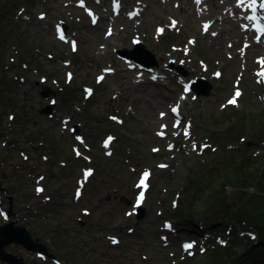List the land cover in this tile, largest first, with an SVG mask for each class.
Returning <instances> with one entry per match:
<instances>
[{
	"label": "rangeland",
	"instance_id": "1",
	"mask_svg": "<svg viewBox=\"0 0 264 264\" xmlns=\"http://www.w3.org/2000/svg\"><path fill=\"white\" fill-rule=\"evenodd\" d=\"M63 1L0 0V185L6 190L3 206L12 212L11 221L44 242L62 264H210L208 251L231 245L237 246L238 260L246 259L257 243H247L243 235L247 230L239 216L248 214L243 218L249 220L254 213L258 215L263 204L254 203L260 202V197L249 196L248 209L245 199L249 193L264 192L228 180L239 161L229 155L232 151L240 155V163L253 158V172L261 173L264 168V82L257 83L258 76L252 78L251 73L264 71V67L254 62V47L243 48L249 38L238 18L230 13L221 16L218 9L197 0H171L168 5L150 0L142 17L130 21L128 12L141 0H123L125 14L113 20L108 19L112 0H103L96 7L103 17L93 27L82 11ZM15 3L27 6V13L33 15L31 23L17 24ZM44 12L46 19L39 20ZM205 14L211 18L198 21ZM189 17L198 23L215 22L211 32L218 28V36L203 34L197 22H188ZM226 17L230 19L226 27L230 33L236 28L240 39L233 41L226 33L222 40ZM60 19L68 21L72 35L78 38L77 53L69 43L57 40L54 24ZM169 20L177 21L175 29ZM159 26L171 33L157 38ZM110 27L114 29L106 37ZM135 31H141L144 46L142 54L135 53L151 62L147 52L160 65L170 66L168 78L158 80V85L138 82L142 77L149 79L148 74L139 78L137 71H126L123 57L135 56L133 51L139 46L131 42ZM189 38H198L195 46L188 43ZM172 45L184 46L173 50ZM107 67L114 68L116 75L97 84V74ZM69 72L76 77L71 88H66ZM181 77L199 82L197 94L193 92L187 100L180 96ZM59 83L63 88L59 89ZM208 86L211 89L206 96ZM90 87L96 94L88 99L85 89ZM45 88L54 91L51 99L42 97ZM236 88L242 89L243 95L230 105L228 100ZM66 89L69 92H64ZM71 91H76L74 97L69 96ZM52 99L56 102L51 112L54 117L43 113ZM181 99L192 129L183 137L169 128L170 137L160 141L155 136L159 123L170 122V118L161 119L159 113L168 112L169 106ZM130 110L132 116L127 117ZM111 112L120 113L124 126H116L111 117L108 120ZM69 117L70 127L77 125L86 138L80 147L83 156L78 159L71 149L76 135L73 128L66 132L62 128L68 126L65 120ZM113 133L118 142L113 144L114 155L107 158L103 141ZM170 142H175L172 152L166 150ZM154 146H160L161 151L153 153ZM162 161L169 164L167 169L158 168ZM86 168L95 174L77 200L74 189ZM144 169L154 172L145 215L142 220L128 218L125 214L137 192L135 183ZM37 185L45 188L43 193L36 191ZM84 208L91 216H80ZM223 213L231 217L223 219ZM167 219L174 224L169 233L163 228ZM185 224L193 231L197 225L212 234L193 256L181 249L179 237L186 238L190 230ZM248 232L251 240L257 230ZM106 235L117 237L120 244L113 245ZM234 238H239L237 244ZM198 243L202 244L201 238ZM256 248L261 255L247 264H264V242L259 241ZM6 251L26 264H54L51 258H37L22 246L11 245Z\"/></svg>",
	"mask_w": 264,
	"mask_h": 264
},
{
	"label": "trees",
	"instance_id": "2",
	"mask_svg": "<svg viewBox=\"0 0 264 264\" xmlns=\"http://www.w3.org/2000/svg\"><path fill=\"white\" fill-rule=\"evenodd\" d=\"M4 9H7L6 7H3ZM73 88V87H72ZM69 92V91H68ZM74 91H71L70 93H73ZM232 144V143H231ZM229 156L232 157H236V160H239L237 162V167L233 168L228 176V180H230L232 183L235 182L238 185H242L244 187L246 186H253V188L255 190H259V192H264V168L261 171V173H259L260 171H256L253 172L252 171V167L250 165V161H253V158H248V162H241L240 163V159L241 156L237 155L236 153H234V151L231 152V154ZM255 197V196H259L261 201L260 202H255L254 204H263V208L261 209V211L258 213H254L253 215L249 216L250 219L248 220L247 218H243L245 215L248 214H243L240 215V213H238V215H240L239 217H241V225L245 226L247 230V228L253 227L254 229H256L260 235V237L262 238V240H260V242H264V194L261 193H249V195H247V198L245 199V208L248 209V204L250 203L248 201V197ZM241 203H243L241 201ZM251 204V203H250ZM194 205V203L192 204ZM226 212H231L230 208L227 209ZM221 217L223 219H227L231 216H229V214L223 213L220 214ZM258 227V229H257ZM239 238H234L233 243L237 244L238 243ZM246 241L249 245H252L253 243L249 241L248 238H246ZM257 245H254L253 247L250 248V250L248 251V257L244 260H238L237 258V253H236V249L237 246L235 245H231L229 248H216L215 250H210L208 252V254L206 255L207 260L209 261L210 264H247V261H251L253 262L254 259L258 258L261 255L260 249L257 250ZM257 256V257H255ZM229 259V260H228ZM261 259V257H260ZM259 260V259H258Z\"/></svg>",
	"mask_w": 264,
	"mask_h": 264
},
{
	"label": "water",
	"instance_id": "3",
	"mask_svg": "<svg viewBox=\"0 0 264 264\" xmlns=\"http://www.w3.org/2000/svg\"><path fill=\"white\" fill-rule=\"evenodd\" d=\"M131 57L148 66L152 65V62H148V60L141 58V56H139L138 54ZM204 94L208 95L209 89L206 90ZM49 95L50 90L45 88L42 92V96L49 97ZM48 112H50V110L43 111V113ZM144 215L145 210L141 209L138 219L141 220ZM11 245H21L25 250L29 252H40L44 253L45 255L51 256L44 244L40 243L38 239L33 240L30 232H28L25 227L17 226L15 222L0 226V262H4L7 264H26L23 258H19L18 256L6 251V248Z\"/></svg>",
	"mask_w": 264,
	"mask_h": 264
},
{
	"label": "snow or ice",
	"instance_id": "4",
	"mask_svg": "<svg viewBox=\"0 0 264 264\" xmlns=\"http://www.w3.org/2000/svg\"><path fill=\"white\" fill-rule=\"evenodd\" d=\"M197 2L199 3L200 0H197ZM239 2L241 4H243L245 2V0H239ZM257 4H258V0H250L249 7L252 10L256 11L257 10ZM259 9L264 10V2H259ZM252 19H256V17H252ZM207 28H208V26L205 25V31H207ZM160 31H162V29ZM257 31H259L262 35H264V24L259 25L258 28H257ZM60 39H62V40L64 39V36H63L62 33L60 34ZM73 47L75 48V45H73ZM262 63H264V60H262ZM217 75H219V73ZM261 75H264V73H261ZM262 82H264V81H262ZM235 95L238 97L240 95V92L237 91ZM228 103L229 104H236V99L233 98V99L229 100ZM173 111H176V109H173ZM154 151H156V150H154ZM147 176H148V173H145V179L147 178ZM141 184H144V181L143 180L141 181ZM38 191H43V189H38ZM142 201H143V193H141L140 198H139V200L137 202V205H139V203L142 202ZM129 215H131V213H129ZM192 247H193L192 244H186V245H184L185 250L191 249Z\"/></svg>",
	"mask_w": 264,
	"mask_h": 264
},
{
	"label": "bare ground",
	"instance_id": "5",
	"mask_svg": "<svg viewBox=\"0 0 264 264\" xmlns=\"http://www.w3.org/2000/svg\"><path fill=\"white\" fill-rule=\"evenodd\" d=\"M216 2V0H205V1H203L202 3L204 4V5H208V6H210L212 9H217V7L219 6V4L218 3H215ZM237 8H234L236 11H238V12H240L241 11V9H239L238 8V6H236ZM205 18H211V16H209L208 14H206L205 15ZM188 22L190 23V24H193V25H195L196 24V22L198 23V21L197 20H195V19H193V17H189L188 18ZM226 22V23H225ZM224 23H225V31L224 32H220V34L222 35V40H223V37L226 35V33H228V35L230 36L229 38L230 39H233V41L234 40H238V39H240L241 38V35L240 34H238L237 33V29L236 28H234V33H230V31H229V29L226 27V25H228V24H230V20H229V17H226V21H224ZM157 29V28H156ZM221 43V42H220ZM230 43V42H229ZM232 50H236L237 49V47H232L231 48ZM139 49H136V50H134V53L136 52V51H138ZM261 51H263L262 49H261ZM130 54L132 55L133 54V52H130ZM140 81H142V82H144V83H149V81H150V79H148V78H146V77H142L141 78V80Z\"/></svg>",
	"mask_w": 264,
	"mask_h": 264
}]
</instances>
